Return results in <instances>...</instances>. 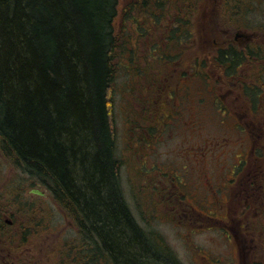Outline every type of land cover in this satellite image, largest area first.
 Listing matches in <instances>:
<instances>
[{
	"label": "rangeland",
	"instance_id": "1",
	"mask_svg": "<svg viewBox=\"0 0 264 264\" xmlns=\"http://www.w3.org/2000/svg\"><path fill=\"white\" fill-rule=\"evenodd\" d=\"M130 1L120 0L115 21L121 48L111 102L122 186L134 216L159 234L179 264H264V111L252 115L243 90L217 100L223 93L215 84L222 80L220 71L209 64V81L197 77L199 53L184 42L191 35H168L183 24L163 22L161 32L151 11L132 9ZM230 10L242 27L264 29V0H238ZM199 40L204 47L205 33ZM160 49L172 59L163 63ZM164 106L170 117L149 145L144 136L161 122L157 113ZM171 181L176 185L168 191ZM33 183L38 182L0 152V201L20 207L18 219L29 213L41 224L26 226L24 243L7 250L14 253L10 261L69 264L70 255L78 262L85 252L72 245L80 242L77 228L47 188L45 197L30 193Z\"/></svg>",
	"mask_w": 264,
	"mask_h": 264
},
{
	"label": "trees",
	"instance_id": "2",
	"mask_svg": "<svg viewBox=\"0 0 264 264\" xmlns=\"http://www.w3.org/2000/svg\"><path fill=\"white\" fill-rule=\"evenodd\" d=\"M237 1L208 0L205 22V0H132L129 6L151 11L158 29L166 21L183 24L168 35H191L184 42L199 53L194 72L208 82L206 65L220 71L218 93L247 77L260 83L255 93L242 87L256 114L264 111V40L248 47L224 41L225 31L242 28L230 10ZM119 14L120 0H0V152L38 182L33 186L47 188L74 223L80 242L72 245L85 254L78 262L69 255V264H179L159 234L139 223L122 186L111 102ZM165 54L163 63L172 59ZM165 114L164 106L161 122L148 128L149 145L170 117ZM24 215L17 224L26 235L27 225L41 224Z\"/></svg>",
	"mask_w": 264,
	"mask_h": 264
},
{
	"label": "flooded vegetation",
	"instance_id": "3",
	"mask_svg": "<svg viewBox=\"0 0 264 264\" xmlns=\"http://www.w3.org/2000/svg\"><path fill=\"white\" fill-rule=\"evenodd\" d=\"M232 31L233 32L225 31L227 36H225L226 40L224 41H226V43L230 42L231 44H239V46L248 47L258 42L257 38L263 37L262 39L264 40V29L260 30L257 28H251V29L246 28L244 29V31H246L245 33L243 32L242 34H237V35L236 33L238 32V29L234 30L233 28ZM241 35L245 37L246 39L243 41H240L239 38L242 37ZM235 39L239 40V43H237ZM249 83L250 85H248L247 82H241L239 85L241 88L246 86L247 88H250V89L258 87V85H260V83L255 82V81H249ZM262 83H264V81H262ZM251 90L253 91V89ZM236 91L237 93L239 92L238 85H236L235 83H231L230 88L226 89V91L222 93L219 98L224 99L226 95L228 94L232 95V93L234 94ZM242 94L245 95L246 92H242ZM246 97L248 99V96ZM252 105L250 104V107L248 108L249 111ZM252 115H254L253 111H252ZM1 196L2 195L0 194V200H2ZM6 204H3L0 201V251H1V254L6 255V256H3L0 254V264H13L15 262L10 261V259H12L11 255H14V253L10 251L8 252L7 250L10 249V246H13L15 250H18L20 245L24 243V242L21 243V241L19 240L20 238H22L23 229L20 224H17L18 219H17L16 214L20 213V207L12 208L10 207L11 205L10 203H6ZM5 239L7 240L5 241ZM16 240H19V241L15 242ZM9 241H12L14 243L8 244Z\"/></svg>",
	"mask_w": 264,
	"mask_h": 264
},
{
	"label": "water",
	"instance_id": "4",
	"mask_svg": "<svg viewBox=\"0 0 264 264\" xmlns=\"http://www.w3.org/2000/svg\"><path fill=\"white\" fill-rule=\"evenodd\" d=\"M31 193L37 194V195H40V196H45V192L41 191L39 189H31Z\"/></svg>",
	"mask_w": 264,
	"mask_h": 264
},
{
	"label": "bare ground",
	"instance_id": "5",
	"mask_svg": "<svg viewBox=\"0 0 264 264\" xmlns=\"http://www.w3.org/2000/svg\"><path fill=\"white\" fill-rule=\"evenodd\" d=\"M20 170L22 171V173L26 174V172H24L21 168H20Z\"/></svg>",
	"mask_w": 264,
	"mask_h": 264
}]
</instances>
